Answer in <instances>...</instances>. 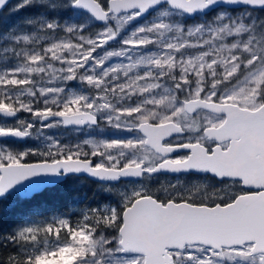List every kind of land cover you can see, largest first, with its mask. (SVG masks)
Wrapping results in <instances>:
<instances>
[{
	"label": "snow or ice",
	"instance_id": "1",
	"mask_svg": "<svg viewBox=\"0 0 264 264\" xmlns=\"http://www.w3.org/2000/svg\"><path fill=\"white\" fill-rule=\"evenodd\" d=\"M23 8L0 21V219L69 173L115 203L21 213L0 264H264V0Z\"/></svg>",
	"mask_w": 264,
	"mask_h": 264
},
{
	"label": "trees",
	"instance_id": "2",
	"mask_svg": "<svg viewBox=\"0 0 264 264\" xmlns=\"http://www.w3.org/2000/svg\"><path fill=\"white\" fill-rule=\"evenodd\" d=\"M20 0H14L9 6H7L2 12H0V21L4 19L5 16L10 17V20H17L20 17H25L31 15L37 11L34 8H23L19 12L11 14L10 9H12ZM236 11V10H233ZM215 11L207 14L210 18ZM264 14V13H261ZM49 16L54 15V13L49 12ZM60 18L62 19H73L74 21H82L84 19L83 15L76 13L73 16L71 9L62 11L60 13ZM200 18H195L199 20ZM191 19H186V23H190ZM2 27V25H0ZM74 87L77 85H73ZM64 130V129H63ZM69 131V130H65ZM79 135V134H77ZM76 135V136H77ZM80 137V136H77ZM64 142H72V138H62ZM35 139H27L26 142L20 143L17 146L23 149L24 147H33ZM42 141H40L41 143ZM99 182L93 181L87 177L71 175L67 176L65 180L56 184L55 186L48 187L42 192L33 195V197L22 198L15 197L12 199L11 203L13 210L9 212L8 215L0 219V232L8 233L10 232L22 219V214L32 209H39L43 213L51 216L53 214L70 213L71 211H77L85 206L95 207L97 205H103L106 203H115V197L111 193L102 190L99 186ZM72 219H76L72 216ZM11 249H0V253L7 254Z\"/></svg>",
	"mask_w": 264,
	"mask_h": 264
},
{
	"label": "rangeland",
	"instance_id": "3",
	"mask_svg": "<svg viewBox=\"0 0 264 264\" xmlns=\"http://www.w3.org/2000/svg\"><path fill=\"white\" fill-rule=\"evenodd\" d=\"M240 10H242V9H240ZM213 15H215V13ZM199 21H200V19L199 20H196V21H194L193 19H191L190 23L199 22ZM112 46L113 47H118V45H115V44L112 45ZM61 133H64V135L62 136V138H72L73 139V143H75L78 139H82L83 138V137H77L76 135L79 134V133L74 134L70 130L69 131H65L63 129H52L49 132L50 135H59ZM34 139H35L34 146H36L37 144L40 143V141H42V138H34Z\"/></svg>",
	"mask_w": 264,
	"mask_h": 264
},
{
	"label": "water",
	"instance_id": "4",
	"mask_svg": "<svg viewBox=\"0 0 264 264\" xmlns=\"http://www.w3.org/2000/svg\"><path fill=\"white\" fill-rule=\"evenodd\" d=\"M11 1H12V0H9V4H8V6L10 5V2H11ZM3 10H4V9H3ZM213 11H214V10H213ZM209 13H211V11L208 12L207 14H209ZM190 19H192V18H190ZM71 175L87 176L88 178H90V179H92V180H94V181L99 182L97 179H95V178L89 176V175L86 174V173H83V174H82V173H69V174H65V175H64L59 181H57L56 183L44 184V185L40 188V190H38V191H33L31 196H33V195H35V194H38V193L42 192L44 189H46V188H48V187L55 186L56 184H58V183H60L61 181H63L67 176H71ZM29 190H31V189H29Z\"/></svg>",
	"mask_w": 264,
	"mask_h": 264
},
{
	"label": "bare ground",
	"instance_id": "5",
	"mask_svg": "<svg viewBox=\"0 0 264 264\" xmlns=\"http://www.w3.org/2000/svg\"><path fill=\"white\" fill-rule=\"evenodd\" d=\"M14 0H12L11 2H10V4L13 2ZM234 10H240V9H234ZM215 11V10H214ZM213 11H211V13H212ZM210 14V13H209ZM82 177H87V176H82ZM88 178V177H87ZM90 179V178H89ZM65 180V179H64ZM92 180V179H91ZM94 181V180H93ZM31 197H33V196H31ZM31 197H27V198H31Z\"/></svg>",
	"mask_w": 264,
	"mask_h": 264
}]
</instances>
